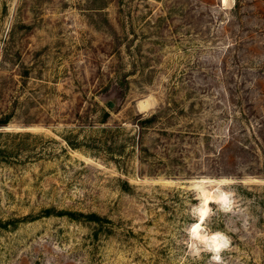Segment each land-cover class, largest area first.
<instances>
[{"label": "rangeland", "instance_id": "rangeland-1", "mask_svg": "<svg viewBox=\"0 0 264 264\" xmlns=\"http://www.w3.org/2000/svg\"><path fill=\"white\" fill-rule=\"evenodd\" d=\"M6 114L0 264H264V0H0Z\"/></svg>", "mask_w": 264, "mask_h": 264}, {"label": "trees", "instance_id": "trees-1", "mask_svg": "<svg viewBox=\"0 0 264 264\" xmlns=\"http://www.w3.org/2000/svg\"><path fill=\"white\" fill-rule=\"evenodd\" d=\"M11 119H12L11 114H6V115L0 117V139L5 138V142H6V147L4 149H3V146H0V163L9 161L10 157L14 154L10 150L12 148L11 144H9L10 143L9 141L13 140V138H15L14 135L10 134V133H6V132H4V130H1V129H4L5 127L8 126ZM29 136H32V135H30V134H18V135H16V137H20L21 140L23 138H26ZM67 144L69 147H72L75 149L74 144H72L70 141H67Z\"/></svg>", "mask_w": 264, "mask_h": 264}, {"label": "bare ground", "instance_id": "bare-ground-1", "mask_svg": "<svg viewBox=\"0 0 264 264\" xmlns=\"http://www.w3.org/2000/svg\"><path fill=\"white\" fill-rule=\"evenodd\" d=\"M227 0H224V2H226ZM150 103V102H149ZM145 105V104H144ZM150 105V104H149ZM147 105V106H149ZM146 108V107H145ZM223 194V193H222ZM202 197H203V206L200 208V214H201V220H203L204 218H206L205 216L207 215L208 212V204L211 200H214L215 198H217L216 200H220V199H224L223 195H214V193H212V191H207L204 190L202 193ZM221 200V201H222ZM225 201V200H224ZM223 201V202H224ZM193 226V225H192ZM202 228L201 227V223H195V225L193 226V232L194 233H199V229ZM196 236V234H195ZM218 236L219 234H213L211 236L210 239H212V242L214 243L213 245H215V247L218 249L219 247L222 246V243L220 241H218ZM202 237V236H201ZM222 237V236H221ZM221 249V248H220ZM215 251V250H214Z\"/></svg>", "mask_w": 264, "mask_h": 264}, {"label": "water", "instance_id": "water-1", "mask_svg": "<svg viewBox=\"0 0 264 264\" xmlns=\"http://www.w3.org/2000/svg\"><path fill=\"white\" fill-rule=\"evenodd\" d=\"M109 106L112 108L114 106V104L112 102H110Z\"/></svg>", "mask_w": 264, "mask_h": 264}, {"label": "clouds", "instance_id": "clouds-1", "mask_svg": "<svg viewBox=\"0 0 264 264\" xmlns=\"http://www.w3.org/2000/svg\"><path fill=\"white\" fill-rule=\"evenodd\" d=\"M218 259V258H217Z\"/></svg>", "mask_w": 264, "mask_h": 264}]
</instances>
